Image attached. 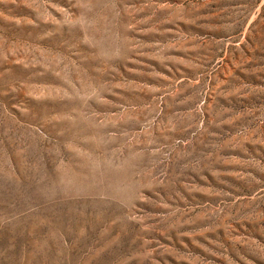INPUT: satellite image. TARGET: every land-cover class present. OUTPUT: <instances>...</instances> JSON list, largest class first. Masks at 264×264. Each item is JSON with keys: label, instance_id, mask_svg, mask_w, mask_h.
<instances>
[{"label": "rangeland", "instance_id": "374dc122", "mask_svg": "<svg viewBox=\"0 0 264 264\" xmlns=\"http://www.w3.org/2000/svg\"><path fill=\"white\" fill-rule=\"evenodd\" d=\"M0 264H264V0H0Z\"/></svg>", "mask_w": 264, "mask_h": 264}]
</instances>
